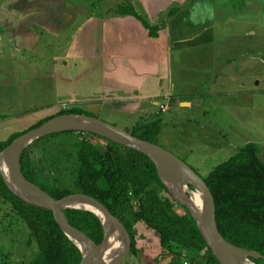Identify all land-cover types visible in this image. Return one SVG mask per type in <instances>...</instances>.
Returning <instances> with one entry per match:
<instances>
[{
    "label": "crops",
    "instance_id": "1",
    "mask_svg": "<svg viewBox=\"0 0 264 264\" xmlns=\"http://www.w3.org/2000/svg\"><path fill=\"white\" fill-rule=\"evenodd\" d=\"M21 1H19V6L14 4V8L11 9V13L7 17L6 14L0 16V29L3 31L4 38H7L8 42L18 50H36L37 46L41 44L46 49L48 45L52 46L55 43H64L66 46L64 49L59 45L60 53H58V49L57 51L53 49L51 66L47 72H42V69L38 70L34 67L28 69L35 76L44 78V83L47 81L50 85L52 84L55 91L58 89L62 93L60 95L70 94L72 97L74 95L84 99L99 95L101 98L106 97L110 103H114L113 107L125 105L134 108V105H138V107L143 105L153 109L155 105L158 107L165 105V110L168 109L171 112L169 115L173 113L178 120L173 121V117L168 120L169 118H166L165 113L162 112L163 114H160L161 127H166L167 124L171 125V122L173 127H175L173 124L179 121L190 123V125L187 124L189 127L184 130L192 128L195 130L194 132L204 136L205 140H209L210 148L213 147V140L224 138L221 130H217V132L212 129L197 130L196 121L186 117L185 114L180 117L181 115H177V109L182 108V111H190L192 106L205 101L210 106L232 107L241 110L246 108L247 104L228 101V95H225L228 94L225 92L230 89L228 86L239 92L245 90L246 84L242 79L246 73L252 77V81L255 80V86H260L264 82V77L261 78V73L256 66L257 62L259 65L264 64L260 56L256 55L255 57L253 53H247V56H227L231 48L223 42L224 35L229 37L231 35L232 38L236 37L241 40L239 36L242 34L244 38L239 42L242 44L254 43L257 38L254 33L246 36L251 32L249 30L247 33L244 29H238L248 25L245 18L238 20L229 13L233 8L237 12L247 10V7L239 1H236V5H231L232 3L227 0L219 2L217 6L220 7V11L224 12L221 19L215 18L216 4H214V0L121 1L130 2L137 13L143 16L149 24L160 26L155 37H150L147 30L132 16H120L115 12V6L120 1L113 7L105 5L101 12L95 14L84 5L72 3V0ZM0 8L8 10V5L2 4ZM170 8H175L176 11L172 16L167 17L166 11ZM260 10L261 8H258L256 11ZM78 13L82 17L80 21H74V14L76 17ZM225 19L229 23L232 22L231 26L238 28L236 30L224 29L226 27ZM74 25L75 29L72 31L74 33L67 40L69 28ZM218 38L221 39L222 45H217L219 48L217 50L214 43ZM192 45L208 46L209 53L206 52V55L203 56L206 64L205 74L208 77L204 81L205 83L203 80L192 81L183 87H178L176 79L172 77L173 72L178 74L177 69L183 70L182 68L185 66L182 64L178 67L176 60L182 55V51H188ZM63 50L64 53H61ZM241 54H245L244 51ZM103 61H106L105 63L108 65L107 70L104 67L100 69L97 67V64ZM250 66L252 68H249ZM2 70L5 74V69ZM104 72H109V75L105 77V87H102L100 79H104L101 75L105 76ZM241 75L242 79L239 78ZM35 76L33 78L37 82H42ZM16 78L13 74L11 80L3 79L1 82L4 84L0 86L3 91L6 89L15 91L16 101L9 104L19 108L23 106V103L18 97V93L21 92L24 83H26L25 86L32 83V78L18 80ZM81 82H88L89 86L98 82L100 92L90 91L89 86L83 88ZM230 82L235 87H232ZM9 85L12 86L7 88ZM195 90H198L196 94L193 97H188V92L191 93ZM252 90H248L252 91L248 101L253 100V95L257 94L254 93V89ZM52 102L44 106H36L29 101L27 104L25 103L27 109L24 111L11 114L0 111V130L4 131V134H1L2 130L0 131V141L6 139L10 134L11 131L7 129L11 122L18 118L20 119L18 123H31V117H36L37 110L51 107ZM261 106H264V102L260 104ZM0 108H3L1 103ZM130 111L135 113L131 109ZM258 128L263 136L247 139L245 142L250 141L258 145L257 155L264 162V129L260 126ZM258 128L257 130H259ZM196 138L197 136L194 139ZM172 146H177V144L173 141Z\"/></svg>",
    "mask_w": 264,
    "mask_h": 264
},
{
    "label": "trees",
    "instance_id": "2",
    "mask_svg": "<svg viewBox=\"0 0 264 264\" xmlns=\"http://www.w3.org/2000/svg\"><path fill=\"white\" fill-rule=\"evenodd\" d=\"M175 11V8L168 9L166 16H172ZM115 12L138 20L150 37H155L160 29L156 24H149L130 2L118 3ZM71 112L92 115L80 110L59 111L55 115ZM49 117L38 120L27 129ZM160 128L159 114L151 115L125 130L140 139L156 143ZM23 131L13 132L0 141V149ZM60 133H76L79 137L75 152L76 167L71 172L76 192L99 201L122 223L129 236L128 251L131 255L137 256L142 264L153 263L150 256L137 250L135 230L127 215L155 234L158 247L163 252L186 259L189 264H219L188 210L172 199L147 156L86 131L50 133L36 138L28 146L34 145L31 151H37L36 144ZM96 140L102 144L97 145L94 143ZM27 147L18 158L24 177L52 198L69 194L66 189L47 186L35 179L37 171L28 164L30 157L28 159ZM258 150L256 143L245 142L201 177L213 199L214 218L220 235L234 246L257 252L259 257H248V260L254 264H264V162L258 157ZM0 201L18 215L27 230L26 243L33 242L36 246V253L29 264H79V251L60 231L50 210L25 202L13 194L1 177ZM62 212L67 222L91 241H101L102 228L94 213L75 208H65Z\"/></svg>",
    "mask_w": 264,
    "mask_h": 264
},
{
    "label": "rangeland",
    "instance_id": "3",
    "mask_svg": "<svg viewBox=\"0 0 264 264\" xmlns=\"http://www.w3.org/2000/svg\"><path fill=\"white\" fill-rule=\"evenodd\" d=\"M19 1L0 0V7L2 4H4V6L8 5V10L0 8V16L6 14L7 17L11 13V9L14 8V4H18L19 6ZM23 1L25 0H22L21 2ZM119 1L121 2L123 0H72L71 2L76 5H84L85 8H88L90 12L95 14L101 12L102 7L105 5L113 7V5ZM221 1L222 0H214V4H216L214 10L215 18L219 17L221 19L224 14L223 11H220V7L217 6ZM228 1L232 3L231 5H236V1H239L244 4L243 6L247 7V10L243 12H237L236 9L233 8L229 13L238 20H243L242 18H245L248 25H245L244 28H238L231 26L232 22L229 23L227 19H225L224 24L226 27L224 29H244L247 33V30H249L251 32L246 34V36L254 33L257 38H254V43L246 42L242 44L239 42L244 38V35L241 34V36H239L241 37V40L236 37L232 38L231 35L230 37L224 35L223 42L231 48L227 56H247V53H253L255 57L258 55L261 57L262 61H264V0H227V2ZM258 8H261V10L256 11ZM237 13H240V15ZM81 17L80 13H78L76 17L74 14V21H80ZM74 29L75 25L69 28V35L66 36L68 37L66 38L67 40L70 39L69 37L74 33L72 32ZM218 29H220V27H218ZM219 34L223 36L221 32H219ZM0 37V85L4 84L1 82L3 79L11 80L13 74H15L17 80L20 78H32V83L27 86H25L26 83H24L21 92L18 93V97H20L21 102L23 103V106L19 108L9 104L16 101L14 98L15 91L7 89L6 91H3L0 86V103L3 106V108H0V111H5V113L11 114L27 109L25 103L27 104L29 101L31 103L33 102L32 104H36V106H44L53 101L51 107L37 110L36 117H31V123H18L20 120L18 118L14 122H11L9 129H7L8 131H11L10 134L26 130L38 120L46 116L55 115L59 111L67 112L80 110L92 114L99 119L110 122L124 130L130 129L137 122L150 118L151 115L163 114L162 112L165 113L164 116L166 118H169L168 120H171L172 117L174 118L173 121L176 122V120H178L173 113L169 115L171 112L168 111V109L165 110V105L159 107L158 105H155L153 109H149L151 107L147 108L143 105H140L139 107L138 105H132L134 108L125 105L113 107L112 105H114V103H110L106 97L101 98L99 95L85 99L74 95L72 97L70 94L60 95L62 93L58 89L55 91L52 84L50 85L47 81L44 83V78L35 76L33 72H30L29 70L34 67L38 70L42 69V72H47L48 68L51 66L50 62L52 61V55L54 54L53 49L55 51L58 49V53H60L61 47L64 49L66 48L64 43H55L52 44V46L48 45L47 49L41 44L37 46L36 50H18L13 47V44L8 42L7 38H4L1 29ZM221 42V39L218 38L214 43L217 50L219 49L217 45H222ZM207 49L208 46L192 45L188 51H182V55H180L176 61L178 67L182 64L185 67L182 68L183 70L177 69L178 74L173 72L174 75L172 77L176 79V86L183 87L192 81H206L208 76L205 74L206 64L203 56L206 55V52L209 53ZM242 51H244L245 54H241ZM61 53H64V50L63 52L61 51ZM105 62L106 61L100 62L97 64V67L99 69L104 67V69L107 70L108 65ZM256 66L258 67L257 70L261 73V78H263L264 64L261 63L259 65L257 62ZM3 68L5 69V74L2 70ZM249 68H252V66ZM104 73L105 76L104 74H101L104 79H100L102 87H105V77L109 75V72ZM34 76L36 79L42 80V82H37L33 78ZM239 78L242 79V75ZM242 80L245 81L246 84L245 90L239 92L236 91L235 88L232 90L233 88L231 89V86H228L230 89H228V92H225L228 93L225 95H228V101H237L238 103L245 102L247 104L246 108L237 110L232 107L224 108L214 105L210 106L204 101L201 104L192 106L190 111H182V108H179L176 111L177 115H181L180 117L185 114L186 117L195 120L197 123V130L212 129L215 132L221 130L224 138L213 140L212 148H210L209 140H205L204 136L194 132L195 130L192 128H190V130L186 129L187 131H185L184 129L189 127L187 124L190 125V123H185L183 121L174 123L173 125L175 127L172 126V122L170 123L171 125L167 124L166 127H161L159 134L155 139L156 144L172 152L178 158L182 160L185 159L184 161L191 168H193L200 176L204 177V175L215 164L225 160L228 156L233 154L247 139L261 138L263 135L258 126L263 127L264 129V106L260 107V104L264 102V82H262L260 86H255V80L252 81V77L247 75V73ZM82 82L81 86H83V88L89 86L88 82ZM229 84L232 85V87H235L233 83L230 82ZM11 86L12 85H9L7 88ZM89 88L90 91L93 90L100 92L98 82L91 84ZM252 89H254V93L257 94L253 95V100L248 101V99H250L249 94L253 91ZM198 90L191 93L188 92V97H193ZM206 92L209 91L206 90ZM244 92V96L246 97L243 96ZM6 97H8V99H6ZM130 109L135 113H131ZM257 128L259 130H257ZM1 134H4L3 130ZM196 136L197 138L194 139ZM78 141L79 137L76 133H60L36 144L35 146L38 148L37 151H31L34 149V145L28 146L27 144L25 147L28 146V159L30 157L28 164L37 171L35 172V179L45 183L47 186L55 185L66 189L69 193L76 192L73 186L71 172L76 167L75 152ZM173 141L177 146H172ZM94 143L97 145L102 144L100 140H96ZM188 187L191 188L190 185H188ZM127 219L135 230L137 250L140 253L150 256L153 261L152 264H189L186 259L163 252L158 247L155 234L146 230L140 222L134 221L131 215H127ZM26 238L27 230L21 223L18 215L12 212L7 204L0 201V264H29L36 253V246L33 242L26 243ZM121 264H142V262L137 256L131 255L128 251Z\"/></svg>",
    "mask_w": 264,
    "mask_h": 264
},
{
    "label": "water",
    "instance_id": "4",
    "mask_svg": "<svg viewBox=\"0 0 264 264\" xmlns=\"http://www.w3.org/2000/svg\"><path fill=\"white\" fill-rule=\"evenodd\" d=\"M61 131H86L104 138H107L119 145L135 149L147 156L154 164L160 182L165 186L172 199L184 206L191 215L195 225L203 236L205 243L214 258L219 264H232L228 258L226 246L247 251L248 257H259V254L252 250H246L234 246L227 242L218 232L214 218V204L211 193L203 178L195 172L186 162L178 158L172 152L162 146L140 139L128 131L99 119L92 115L82 113H62L49 117L39 125L29 128L14 137L6 146L0 149V177L6 187L25 202L37 205L51 211L52 216L60 231L72 243L80 253L79 264H83V257L102 258L101 264H121L128 252L130 240L127 231L122 223L96 199L88 195L74 192L66 194L60 198H52L38 185L27 180L19 169L18 158L20 151L30 142L38 137ZM158 166L163 174L173 172L185 179L190 190L196 193L197 205L189 204L182 200V193H174L169 188L167 181H164L158 172ZM11 183V186L8 184ZM16 189H14L13 187ZM18 190V191H17ZM19 192L25 193L28 198L23 197ZM82 198L89 208H77L68 203L76 198ZM65 208H75L87 210L94 213L99 221L97 212L115 223L118 230L124 237L121 245H112L104 242V231L102 228V239L99 243L91 241L83 232L71 226L64 216L62 210ZM196 212L203 224L202 230L193 214ZM251 262V261H250ZM253 263V262H251Z\"/></svg>",
    "mask_w": 264,
    "mask_h": 264
},
{
    "label": "bare ground",
    "instance_id": "5",
    "mask_svg": "<svg viewBox=\"0 0 264 264\" xmlns=\"http://www.w3.org/2000/svg\"><path fill=\"white\" fill-rule=\"evenodd\" d=\"M158 172L160 173L161 178L164 181H167L169 188L174 193H182V200L193 205H197V197L196 193L187 186L185 183V179L173 172H169L168 174H163L161 172L160 166H158ZM11 186V183L8 182ZM13 187V186H12ZM14 188V187H13ZM15 189V188H14ZM16 190V189H15ZM18 191V190H17ZM23 197L28 198V196L23 193L19 192ZM70 206L77 207V208H89L88 204L80 197H76L72 199L69 203ZM104 231V242L112 244V245H121L124 242V237L122 233L118 230L117 226L113 221L106 218L103 214L97 212ZM200 228L203 230V224L200 220L199 215L196 212H193ZM228 258L232 264H254L251 263L248 259V252L241 249L230 248L226 246ZM103 261L102 258H91L88 256L83 257V264H101Z\"/></svg>",
    "mask_w": 264,
    "mask_h": 264
}]
</instances>
